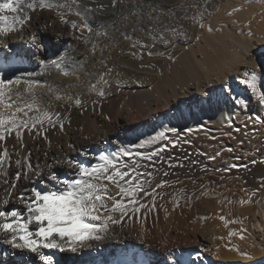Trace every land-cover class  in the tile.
Returning a JSON list of instances; mask_svg holds the SVG:
<instances>
[{
    "label": "bare ground",
    "instance_id": "6f19581e",
    "mask_svg": "<svg viewBox=\"0 0 264 264\" xmlns=\"http://www.w3.org/2000/svg\"><path fill=\"white\" fill-rule=\"evenodd\" d=\"M101 3L92 0L91 6ZM59 11L67 13V9ZM66 18L75 20L77 27L60 24L54 11L33 13L23 33L7 36L9 48H0V79L19 76L21 82L12 86L14 92L18 89L23 98L30 99L31 93L23 90L31 84L42 106L51 103L65 117L63 131L57 127L47 133L50 146L42 138L32 140L25 135L33 165L45 162V151L49 162L53 156H71L85 164L96 163L95 157L101 151L112 152L122 145L138 143L167 128L186 133L198 121H229L242 112L249 116L254 110L249 109L251 98L260 104L241 81L245 71L255 72L258 87L264 89V61L257 59L264 53V0H122L115 9L85 20L72 14ZM193 18L202 19L203 27ZM45 24L50 25L46 32ZM37 31L43 36L42 49L30 43L31 34ZM124 34L130 39H125ZM61 53L72 59L59 69L45 67ZM41 71L44 75H24ZM64 71L71 74L63 75ZM102 75L108 81L106 85L98 83ZM93 84L105 94L89 91ZM57 95L62 99L56 100ZM69 95L79 96L83 106L67 100ZM237 99L247 103L238 105ZM62 104L65 107H60ZM9 144L17 141L13 138ZM161 144L172 146L161 141L152 147ZM166 150L161 153L163 159L145 162L154 163V167H141L139 171L164 168L165 157L170 154ZM57 167L60 173L68 171ZM258 178L254 171L245 175L247 182L254 185ZM148 190L151 192L150 187ZM150 200L151 196L143 197L141 202L149 204ZM206 208L209 221L205 226L197 223L192 235L183 229L185 226L173 211L167 218L160 214L146 217L142 209L140 214L129 212L119 224H109L102 240L90 241L76 252L44 251L54 257L56 264H176L177 260L181 264H208L210 258L217 264H260V259L264 260V248L256 241L257 236L240 238L241 228L232 223L228 206L215 199ZM233 209L243 218L252 214L253 219L259 216L264 222V197ZM220 216L229 222L227 227ZM229 231L236 234L229 237ZM247 243L256 250H249ZM236 249L247 252L250 259H241ZM33 256L0 242V264H40Z\"/></svg>",
    "mask_w": 264,
    "mask_h": 264
},
{
    "label": "snow or ice",
    "instance_id": "6c2138e0",
    "mask_svg": "<svg viewBox=\"0 0 264 264\" xmlns=\"http://www.w3.org/2000/svg\"><path fill=\"white\" fill-rule=\"evenodd\" d=\"M121 2L122 0H110L109 4L101 3L93 7L92 0H63V2L0 0V48L8 49L7 36L11 33H23L32 20V14L38 11H54L60 24L76 28V21L67 19V14L85 20L90 15L103 14L109 7L115 9ZM59 9H67V13ZM184 18L188 19V17ZM193 19L194 23L203 27L202 19ZM49 26L45 24L43 31L46 32ZM88 31L92 32V28L89 27ZM103 34L107 35L106 32ZM95 35L99 36L101 33L96 32ZM31 36L30 43L36 49H42L41 33L33 32ZM124 36L125 39H130L127 34ZM71 59L66 53H61L49 60L45 67L55 66L59 69ZM257 59L264 61V53H261ZM62 74L71 73L64 71ZM24 75L41 76L44 72H27ZM20 82L19 76L15 79H0V242L12 249L20 250L21 253L34 254L33 258H38L40 264H56L54 257L44 250L76 252L87 247L90 241L102 240L108 233L109 224H119L129 216V212L140 214L142 209H147L149 212L155 210L156 189L163 187L167 182L157 183L150 192L148 189L154 172H141L139 169L154 167V163L145 162H153L157 157L163 159L161 153L165 151L167 145L161 144L153 151L146 149L158 145L161 141H167L173 148L176 147L178 141H173L165 135L166 132L177 134L176 128H167L139 140L138 143L122 145L112 152L101 151L95 157L96 163L85 164L71 156H53L49 162V153L45 151V162L33 165L25 135L32 140L42 138L50 146L51 140L47 133L57 127L63 131L65 117L61 112L56 111V106L51 103L47 107L42 106L41 98L37 97L31 84L23 90L25 93H31L30 99L23 98L18 89L14 92L12 86L19 85ZM241 82L264 106V89L258 87V74L245 71ZM98 83L106 85L108 81L102 75ZM89 91L96 92L99 96L105 94L95 84L90 86ZM48 92H51L50 88ZM13 95L16 99H12ZM55 99L60 100L62 97L57 95ZM67 100L76 106L84 104L79 96L74 98L69 95ZM235 102L238 105L247 103L241 99ZM60 107L65 105L62 104ZM67 107L70 108L71 104ZM248 119L254 124L264 125V117L249 116ZM234 130L239 131V129ZM187 131L191 133L192 129ZM13 138L17 144L10 145L9 141ZM69 147L76 151L73 145ZM142 149L145 151H141ZM227 151L231 152L232 149L228 148ZM219 155L220 153L217 152L216 156ZM216 156L210 159H215ZM252 163L255 164L256 161ZM57 166L68 171L60 173ZM156 172H159V169H156ZM261 187L264 188V183ZM113 189L116 191L113 192ZM140 193H143V196H140ZM148 196L152 198L150 207L141 202L143 197ZM241 203L248 201L242 200ZM219 219L224 221L227 227L229 222L224 216H220ZM232 223L236 221L233 220ZM245 231L244 228L240 229L241 239H244L242 233ZM235 234L232 231L228 232L229 237ZM236 251L239 252L238 249ZM239 255L241 259H250L247 252H239ZM176 264L181 262L177 260ZM184 264L188 262L185 261Z\"/></svg>",
    "mask_w": 264,
    "mask_h": 264
},
{
    "label": "rangeland",
    "instance_id": "374dc122",
    "mask_svg": "<svg viewBox=\"0 0 264 264\" xmlns=\"http://www.w3.org/2000/svg\"><path fill=\"white\" fill-rule=\"evenodd\" d=\"M101 2L103 4H109L110 0H101ZM110 9L112 8L109 7L107 10ZM103 64L107 65V63ZM236 79L237 77L234 76V81H237ZM225 92L227 93L226 88L224 89ZM253 107L254 110L252 109ZM242 109L246 110V108ZM249 109H252L249 116L253 118L255 116L264 117V106L261 104L257 105L253 98H251ZM249 116H246L242 112L238 117L232 118L229 121L216 120L217 122L220 121L218 123H215V119L198 121L197 124L199 125L197 127H195L196 124L194 127L192 126L193 128H189L192 129L191 133L188 131L186 133L178 132L177 135L166 132L165 135L171 140L176 138L175 140H178V144L174 149L172 146H169V148L168 146L166 147L169 150H165L170 154L169 156L167 155L168 157H165V166L159 170L160 172L154 171L150 189L155 188L156 184L162 181H166L167 183L163 187L156 189L155 210L149 212L147 209H144V213L147 212L146 217L160 214L159 216L162 215L163 217L165 215L164 218H167L168 214L173 211L182 226L186 227L183 229L192 235L193 228L197 223L205 226L209 221L210 213L207 212L206 207L210 202L212 203L217 199L223 206H228L231 209L229 210L231 211L230 213L227 212L233 215L236 224L241 229L245 227L244 229L246 231L242 233L243 236L245 235L244 239L246 240L249 234L254 238L257 236L255 238L257 239L256 241L260 242L264 248L262 243L264 242V222L261 221L259 216H255L253 219L252 214H248L245 216L246 218H243L233 209L235 205L249 206V204L256 203L264 197V188L261 187V184L264 183V163L261 162L264 161V125L252 123L248 119ZM224 122L227 123L224 124ZM234 129H239V131H235ZM226 133H231V135H226ZM244 133H247V135ZM228 148H231L232 151H227ZM146 150L152 151L155 148L150 147ZM141 151H145V149ZM218 151L220 155L217 157L216 153ZM212 156H216V158L210 159ZM252 161H256V163L253 164ZM170 165L173 166L170 167ZM140 171L144 172L143 170ZM252 171L259 175L255 185L248 183L247 179H245V175ZM165 172L168 174L165 175ZM209 192L212 195H208L210 194ZM242 200L248 201V203L242 204ZM149 204L150 207L151 202ZM177 204L179 205L178 207L175 206ZM202 212H205V214L202 215ZM253 220H256V224L258 225ZM246 245H248L246 247L249 250H256L254 245L248 243ZM59 263L61 264V261ZM211 263L217 264L215 260L210 258L208 264ZM260 264H264V260L260 259Z\"/></svg>",
    "mask_w": 264,
    "mask_h": 264
}]
</instances>
